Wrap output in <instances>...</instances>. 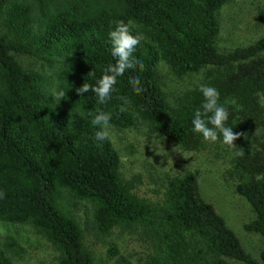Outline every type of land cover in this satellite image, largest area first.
Segmentation results:
<instances>
[{
  "label": "trees",
  "instance_id": "obj_1",
  "mask_svg": "<svg viewBox=\"0 0 264 264\" xmlns=\"http://www.w3.org/2000/svg\"><path fill=\"white\" fill-rule=\"evenodd\" d=\"M227 1L0 0V223L28 225L56 251L57 264H93L78 223L58 206L65 194L92 206L91 223L102 238L115 227L151 231L157 253L144 264H264V248L253 259L202 200L193 172L167 178L160 204L138 197L121 177L111 143L97 141L99 129L91 123L103 111L111 114L115 130L142 122L182 151L203 146L206 140L191 123L204 100L200 88L167 104L156 76L162 62L177 76L204 69L205 85L218 90L228 110L225 126L240 134L236 141L254 140L256 128H264L258 100L264 93V37L218 52L216 13ZM120 21H132L131 33L144 36L134 52L143 68L119 77L105 104L92 91L78 96L76 88L84 82L95 86L116 62L109 33ZM16 55L56 68L54 91H64L63 100L48 96L46 79L23 69ZM136 78L139 93L129 83ZM260 148L245 146L242 156L238 149L233 170L234 191L254 215L243 230L264 241V179H256L264 174ZM1 246L21 251L12 238ZM106 254L117 251L110 247ZM2 256L0 251V263L8 264Z\"/></svg>",
  "mask_w": 264,
  "mask_h": 264
},
{
  "label": "rangeland",
  "instance_id": "obj_2",
  "mask_svg": "<svg viewBox=\"0 0 264 264\" xmlns=\"http://www.w3.org/2000/svg\"><path fill=\"white\" fill-rule=\"evenodd\" d=\"M216 20L218 31L215 48L218 52L247 47L264 37V0H228L217 11ZM15 57L23 69L36 72L46 79L45 90L51 97L57 69H48L26 55ZM156 76L163 98L169 105L178 96L205 85L204 69L177 76L165 64L158 62ZM258 100L264 117L262 97ZM108 131V140L118 156L121 177L133 184L138 197L160 204L167 178L193 172L202 200L210 204L223 219L243 250L258 260L264 241L257 234L243 230V225L250 222L254 215L245 200L234 191L237 177L233 170V159L235 152L245 146L260 150L264 145V128H256L254 140L234 141L236 148L222 141H206L192 152L182 151L142 122L131 129L109 128ZM58 206L78 223L84 249L92 256L93 264H144L153 253H157L156 238L141 225L128 230L115 227L102 238L92 226V206L88 202L76 201L63 194ZM6 238H12L21 248L20 253L16 254L0 247L4 255L2 257L8 264H57L56 251L43 238L34 234L28 225L0 223V242ZM110 247L117 251L115 256L106 254ZM117 257L121 260H117Z\"/></svg>",
  "mask_w": 264,
  "mask_h": 264
},
{
  "label": "clouds",
  "instance_id": "obj_3",
  "mask_svg": "<svg viewBox=\"0 0 264 264\" xmlns=\"http://www.w3.org/2000/svg\"><path fill=\"white\" fill-rule=\"evenodd\" d=\"M132 27H135L132 21L127 23L120 21L115 29L110 31L111 55L116 58V62L105 67L102 77L96 82L95 86L84 82L82 86L76 88L75 91L78 96L81 97L85 93L92 91L98 97L99 103L105 104L110 99L119 77L123 76L128 70L136 69L137 65L143 68L142 62L134 58V52L144 39V36L142 34L133 35L130 31ZM91 72L88 74H91ZM129 83L135 92L139 93L141 91L138 78L130 80ZM200 92L204 100L200 108L195 111L194 118L191 121L193 131L202 134L204 140L211 142L217 141L219 136L222 135L224 144L235 147L234 141L240 138V134L235 133L233 128L225 126V122L229 119V113L227 108L219 103L220 94L218 90L208 85H201ZM65 95L62 90L51 93L53 99L63 100ZM258 95L262 97L261 102L264 104V93H258ZM122 99H124L126 104L127 99ZM209 113H211L210 116ZM205 117H207V122ZM110 121L111 114L103 111L92 116V125L99 129L95 133L97 141L103 142L108 139V130L111 127ZM208 124L213 125V127H209ZM237 155H244V150L241 149ZM256 179L258 181L264 179V174L258 175ZM2 197L3 193H0V198Z\"/></svg>",
  "mask_w": 264,
  "mask_h": 264
}]
</instances>
